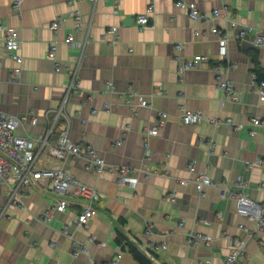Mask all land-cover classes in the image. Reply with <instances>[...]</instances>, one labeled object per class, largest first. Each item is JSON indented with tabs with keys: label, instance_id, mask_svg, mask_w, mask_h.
<instances>
[{
	"label": "crops",
	"instance_id": "0c3cea01",
	"mask_svg": "<svg viewBox=\"0 0 264 264\" xmlns=\"http://www.w3.org/2000/svg\"><path fill=\"white\" fill-rule=\"evenodd\" d=\"M185 1L206 12L225 7L240 27H252L242 40L228 43L232 66L228 78L235 100L220 104L222 94L211 69L218 58L215 36H194V30L208 32L212 23L191 20L175 0H153L149 13V0H22L20 16L12 8L13 0H0V18L17 29L22 58L20 74L12 82L9 73L16 63L0 55L1 106L9 114L26 118L17 132L43 136L49 126L46 112L52 115L68 82L66 68L79 60V91L64 106L70 139L95 147L108 163L155 168L162 174L144 178L138 171L139 182L131 187L119 184L116 173L97 172L79 157L59 161L41 153L36 166H61L98 191L96 215L85 225L74 226L72 220L84 199L72 190L61 193L46 181L38 182L22 194L20 205L8 207L7 216L0 219V264H140L126 245L117 242L118 233L154 264H223L232 238L244 239L246 244V255L233 264H264V233L236 213L233 197H221L222 191L243 190L253 201L264 202V127L248 122L252 116L264 120V100L252 82L254 60L264 74V45L251 43L255 31L264 28V0ZM74 10L79 12L82 29L74 27L70 15ZM142 13L149 22L139 28L134 19ZM58 16L64 21L53 30L49 25ZM215 22L220 28L229 27L224 20ZM112 27L118 29L115 41ZM87 32L89 42L83 53L64 41L68 35L80 41ZM52 43L59 71L47 57ZM176 44L181 48H175ZM196 54L207 55L209 63L179 74L175 55ZM108 83L114 88L109 89ZM130 91L142 95L149 107L140 106L136 98L126 102ZM182 109L229 118L242 127L234 130L224 123L213 127L206 121L185 125L180 119ZM158 111L168 116L158 134L147 137L146 146L144 130L157 121ZM33 117L35 124L30 122ZM62 120L56 129L64 125ZM252 128L254 135L249 133ZM189 162L214 183L204 187L201 196L188 171ZM239 175L247 182L242 189L235 184ZM11 186V181H0V210ZM170 193L174 201L169 200ZM58 198L68 202L67 211H53L44 222L42 215ZM63 229L87 252L73 254ZM192 233L211 240L190 242Z\"/></svg>",
	"mask_w": 264,
	"mask_h": 264
},
{
	"label": "built area",
	"instance_id": "2783aa9c",
	"mask_svg": "<svg viewBox=\"0 0 264 264\" xmlns=\"http://www.w3.org/2000/svg\"><path fill=\"white\" fill-rule=\"evenodd\" d=\"M91 1L94 2L95 0ZM152 1L153 0H149V4L146 8L147 13L153 10ZM21 3L22 0H13L12 2V8L19 16L21 15ZM175 4L177 7L185 10L191 20L212 23L208 32L194 30V36H206L207 33L215 36L217 41L218 58L212 63L211 69L215 73L216 85L222 94L220 104L223 105L226 100H235L236 92L230 79L228 78V72L232 67L227 59L228 43L230 39L237 41L242 40L245 33L250 31L252 27L249 25L240 27L234 19L230 18L225 7L216 8L210 12H206L198 9L194 2L175 0ZM70 15L75 19V29H82L83 26L79 12L74 10L71 11ZM217 20H224L228 22L229 27L227 29L218 27L215 22ZM62 21H64V18L58 16L51 21L49 27L56 30L61 25ZM134 21L139 28H142L148 24L149 17L146 13L138 14L136 15ZM110 32L113 35V40H117L118 29L116 27H112ZM0 33L2 35L0 55L5 54L9 57V59L16 63L15 67H13L12 71L9 73L10 81L15 82L16 78L20 74L21 69L19 64L22 61V58L18 53L20 43L17 29L4 24L0 18ZM89 35V32H87L84 38L80 41H76L72 35H68L64 41L70 45H76L80 48L81 53H83L85 46L89 42ZM251 43L256 47L264 45V28L255 31ZM175 48L180 49L181 45L176 44ZM55 54L56 44L52 43L48 48L47 57L53 61L54 69L59 71L61 69V65L57 62ZM174 59L178 61L177 72L179 74H182L184 71L189 69L198 68L202 64H208L210 61L207 55L202 54L192 55L191 57H181L179 55H175ZM78 65L79 60L75 66L66 68L68 73V82L65 86L63 96L59 105L53 109L52 115H50V113L48 114V111L46 112V117L49 119V126L43 136L39 138L33 137L28 133L21 134L17 132V130L23 125V121L26 120V118L24 116L7 113L3 110L0 103V181L5 183H9L11 181L12 183L9 198L4 207L0 210V219L7 216L6 209L8 207L21 204L23 193L29 191L32 186L37 185L38 182L41 181H46L53 189L60 191L61 193L72 190L75 194L84 199L85 203L82 209L72 220V224L74 226H83L90 218L96 215L94 203L98 201L100 197L98 191L94 187L84 184L76 177L67 173L61 166H36L35 162L39 155L43 152L51 158L59 161H65L69 156L79 157L85 161L86 166L94 168L97 172L104 171L116 173L119 184L130 185L131 187H135V185L139 182L138 177L136 176L138 171L142 172L144 178H148L151 175L161 174L159 173V169L155 168L151 169L146 167L139 170L128 164L116 165L108 163L103 160L95 147L88 144L77 143L70 139L68 135V118L64 112V106L70 95L79 91ZM252 80H254L252 82L255 87L259 89L260 100H264V80L257 81L254 76H252ZM107 86L109 89L114 88V85L111 83H108ZM132 98L138 99V104L140 106L149 107V102L137 91H130L127 93L125 101L128 102ZM103 107L107 108L108 105L104 104ZM92 112H95V110H92ZM156 114L158 117L157 121L144 130L146 136V146L148 144L147 137L158 134L163 121L168 116L166 112L162 111H158ZM59 118L63 119L62 122L64 125L56 129ZM180 119L185 125H192L206 121L213 127H217L220 123H224L232 127L234 130H238L242 127V124L236 123L229 118L222 120L218 117L206 116L202 111L197 109H182ZM30 122L35 124L36 117L31 118ZM248 122L252 126L262 125L264 127V120L256 116L249 118ZM249 133L251 135L255 134L253 128L249 130ZM51 137H54V139H51ZM116 143H120V141H116ZM256 162L260 163L261 160L258 159ZM251 165L252 163H249V167ZM187 167L188 171L193 174L192 181L200 196L202 195L204 187L214 185L207 173L196 170L193 162H189ZM178 181L181 184L186 182L185 179H178ZM235 184L242 189L247 185V182L239 175L235 180ZM228 196L235 199L236 213L244 219L253 221L255 223V230L264 233V202L258 203L253 201L243 192V190L235 192H221V197L225 198ZM168 198L170 201H174L173 194L170 193ZM67 206L68 202L64 198L56 199L55 203L49 206V208L44 212L42 220L44 222H48L53 211L65 212L67 211ZM179 224L181 225L182 222ZM239 227L243 228V225L239 224ZM62 232L71 240V249L73 254L87 252V247L80 241L74 239L70 231L63 229ZM149 232L150 225L146 228V233ZM199 240H204L206 243H209L211 238L208 235H201L197 233L190 234V242H196ZM244 255H246L245 240L241 238H232L230 240L229 251L224 258L223 264H233ZM151 262L153 263V261ZM104 264H113V261ZM197 264L203 263L199 261Z\"/></svg>",
	"mask_w": 264,
	"mask_h": 264
},
{
	"label": "trees",
	"instance_id": "16d2710c",
	"mask_svg": "<svg viewBox=\"0 0 264 264\" xmlns=\"http://www.w3.org/2000/svg\"><path fill=\"white\" fill-rule=\"evenodd\" d=\"M252 71L255 73L256 80H264L263 71L259 67L257 60H254V66ZM117 242L119 244L126 245L128 250L140 264H153L148 257H146L138 249H136L135 246L131 244L121 233H118L117 235Z\"/></svg>",
	"mask_w": 264,
	"mask_h": 264
}]
</instances>
